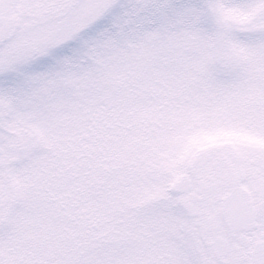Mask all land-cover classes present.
<instances>
[{"label":"snow or ice","instance_id":"6c2138e0","mask_svg":"<svg viewBox=\"0 0 264 264\" xmlns=\"http://www.w3.org/2000/svg\"><path fill=\"white\" fill-rule=\"evenodd\" d=\"M0 264H264V0H0Z\"/></svg>","mask_w":264,"mask_h":264}]
</instances>
